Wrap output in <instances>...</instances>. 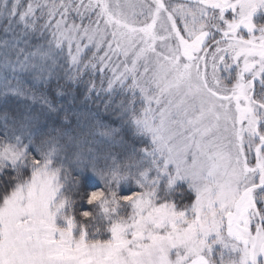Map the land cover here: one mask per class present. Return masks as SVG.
<instances>
[{"label":"snow or ice","instance_id":"6c2138e0","mask_svg":"<svg viewBox=\"0 0 264 264\" xmlns=\"http://www.w3.org/2000/svg\"><path fill=\"white\" fill-rule=\"evenodd\" d=\"M0 264H264V0H0Z\"/></svg>","mask_w":264,"mask_h":264},{"label":"trees","instance_id":"16d2710c","mask_svg":"<svg viewBox=\"0 0 264 264\" xmlns=\"http://www.w3.org/2000/svg\"><path fill=\"white\" fill-rule=\"evenodd\" d=\"M93 110H95L94 106H93ZM104 119L107 120V117H104ZM71 124L73 126L76 124L75 117L71 118ZM96 137H99V136H96ZM92 138L94 137H89L88 139H92ZM88 175L91 176L90 173H86L81 178L82 179V191L83 190L91 191V190H94L96 187L101 186L99 183H97L96 180L91 179ZM177 196H179V193H177ZM78 207L87 208L88 206L83 201H80L78 204Z\"/></svg>","mask_w":264,"mask_h":264},{"label":"rangeland","instance_id":"374dc122","mask_svg":"<svg viewBox=\"0 0 264 264\" xmlns=\"http://www.w3.org/2000/svg\"><path fill=\"white\" fill-rule=\"evenodd\" d=\"M90 141H92V143L90 145H85V147H88V146H91L93 148H101L103 149L104 147H106L105 143L102 141V138L101 137H94L92 139H89ZM91 176H89L91 179L93 180H96L97 183L100 184L99 180L93 176L91 173H90ZM102 186V185H101Z\"/></svg>","mask_w":264,"mask_h":264}]
</instances>
